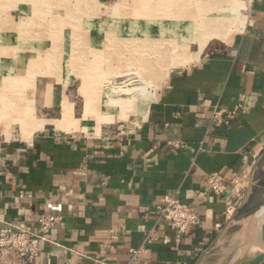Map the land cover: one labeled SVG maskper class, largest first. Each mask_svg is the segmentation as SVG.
Segmentation results:
<instances>
[{
  "label": "crops",
  "instance_id": "obj_1",
  "mask_svg": "<svg viewBox=\"0 0 264 264\" xmlns=\"http://www.w3.org/2000/svg\"><path fill=\"white\" fill-rule=\"evenodd\" d=\"M214 106L238 114L227 126L213 125ZM83 116L71 113L69 131L44 113L30 132L0 127V229L36 230L42 211L62 217L49 233L53 242L26 264H193L213 243L200 264L229 263L224 242H232L239 209L229 216L228 200L203 194V179L225 174L228 196L243 175L238 205L264 168V0H250L229 44L209 46L176 71L132 129L90 135ZM167 195L200 215L189 235L158 218L155 206ZM140 246L145 251L131 260ZM0 264L20 263L7 256Z\"/></svg>",
  "mask_w": 264,
  "mask_h": 264
},
{
  "label": "rangeland",
  "instance_id": "obj_2",
  "mask_svg": "<svg viewBox=\"0 0 264 264\" xmlns=\"http://www.w3.org/2000/svg\"><path fill=\"white\" fill-rule=\"evenodd\" d=\"M249 2L0 0L1 131L8 133L12 129L18 133L20 127L26 132L33 131L37 123L31 127V121L39 118L41 113L50 119H63L60 127L69 131L71 113L74 117H81L84 109L88 134L125 133L140 121L144 113L140 88L145 86L146 93L157 97L176 71L191 65L186 64L191 62L186 58L197 51L199 37L187 38L185 46L177 45L180 49L172 50L166 46L167 52L159 50L145 55L141 47L136 50L119 47L128 48L125 41L129 40L146 45L148 38H153V44L161 37L181 42L182 38L176 33L182 29V33L188 36L184 30L187 22L178 20L176 15L182 14V18L187 19L183 11L186 5L195 13L203 11L230 19L227 27L231 31L229 41L210 37L201 53L209 46L229 44L240 31ZM180 8L182 12H176ZM183 55L185 59H182ZM142 56L148 57L150 62L146 67L140 60L131 63L132 58ZM156 61L161 62L160 67ZM160 68L165 73L161 79L154 80L152 72L162 70ZM127 72L139 75L145 83L135 88L134 95H124L129 84L122 87L117 83L131 75ZM250 191L253 199L250 205L247 203V210L234 216L232 242H224L225 248L232 251L229 255L227 253V256L231 255L230 261L250 247H263L259 234L261 224L259 226L255 220H259V210L264 202V168L255 174Z\"/></svg>",
  "mask_w": 264,
  "mask_h": 264
},
{
  "label": "built area",
  "instance_id": "obj_3",
  "mask_svg": "<svg viewBox=\"0 0 264 264\" xmlns=\"http://www.w3.org/2000/svg\"><path fill=\"white\" fill-rule=\"evenodd\" d=\"M238 114V108H220L214 106L209 111L211 124L217 126H227ZM243 175H238L233 183V191L227 196L229 189V178L219 171L206 173L203 179V194L206 196H216L228 200V213H231L237 201L241 197V188L237 183L241 182ZM231 197V199H230ZM230 199V200H229ZM155 212L159 219H162L170 226L178 236L189 235L192 228L201 221L200 215L195 212L191 205L182 202L176 195H167L155 206ZM36 230H30L26 227L13 226L8 230L0 229V259L12 256L20 264H26L36 258L40 253V246L44 242H53L49 236L51 230L61 225L62 217L53 211H42L35 219ZM154 238L150 231L145 235V241L148 242ZM145 251L144 246L131 249V260H135Z\"/></svg>",
  "mask_w": 264,
  "mask_h": 264
},
{
  "label": "bare ground",
  "instance_id": "obj_4",
  "mask_svg": "<svg viewBox=\"0 0 264 264\" xmlns=\"http://www.w3.org/2000/svg\"><path fill=\"white\" fill-rule=\"evenodd\" d=\"M228 1H231V0H228ZM183 11L185 12V16L187 17V19L182 18V14L176 15L178 20H184V21L187 22V25L184 28V30L186 31L188 36H186L184 33H182V29H180V31L178 33H176V36H177V34H179V36L182 38L181 42L178 43V40H176V39H172L171 41H168V38H165V37H161V39H157V42L154 43V44H153V41H152L153 38H148L147 39L148 42L146 43V45L144 43H139L138 40H129V41H125V44H128V48H120L119 47V49H125V50L126 49H135L136 50L137 47H141L140 50L142 52H144L143 53L144 55L145 54H150V53L152 54V53L158 52L159 50L167 52L164 47L170 46L172 48V50L180 49V48H177L178 44L179 45L182 44L181 46L183 47V46H185V40L187 38H191L192 37V39H193V37L195 35H197V37H199V40H198L199 44L197 45V51L192 53L188 58H186V56H185L186 54L182 56V59L183 58L184 59L185 58L186 59H191V62L186 63V64H189V63L195 62L198 59V56H199V54L201 53V51L203 49L204 43L210 37H215V38H218V39L223 40V41H229V39H230L229 37H230V32L231 31L227 30V27H228V25L230 23V21H229L230 19L228 17H225V15H220V14H215V15L211 14V15H209V14H206L205 12H203V11L195 13V12H192L191 8H188V5L184 6ZM176 12L181 13L182 12L181 8L176 10ZM150 19L153 20V18H151V17H150ZM155 19L156 18H154V20ZM244 24H245V17L243 18L242 24H240L241 26H239V29H242ZM129 43H132V44H129ZM147 44H151V45L148 46ZM164 56L166 57V55H164ZM147 58L148 57H146V56H142V57H138V58L134 57V58L131 59L132 60L131 63H134L135 61L140 60L141 61V65L146 67V65H149V63H150ZM180 62H181V60H180ZM156 63H157L156 65L158 67H160L161 62L160 61H156ZM150 66H151V64H150ZM162 68H160V69H162ZM132 73L133 72H127L126 74H131V75H129V76L127 75V76H125L126 79H124L122 81L118 80V82H117V83H121L122 87H124L126 84L127 85L129 84V87L125 91L124 95H132V94L134 95L133 91L135 90V88H137L138 85L145 84L143 79H140L139 75H136V74L132 75ZM164 73H165L164 69H162L160 71L152 72L153 79L154 80L161 79L163 77ZM156 85H158V84H156ZM140 89L142 90L141 93H140V95L142 96L141 97L142 100L141 99L140 100L143 101L142 102V104H143L142 106L144 108L143 111H145L147 106H148V104H149V102L152 101V99H154V98L152 96H150L151 94L146 93L144 91L145 86H144V88H140ZM151 91H153V89H151ZM121 100H123V99H121ZM115 102L112 101L113 104ZM112 103H110L109 105H111ZM124 103H125V101H124ZM115 104H117V102ZM258 219H260L262 221L264 219V205L259 210Z\"/></svg>",
  "mask_w": 264,
  "mask_h": 264
},
{
  "label": "water",
  "instance_id": "obj_5",
  "mask_svg": "<svg viewBox=\"0 0 264 264\" xmlns=\"http://www.w3.org/2000/svg\"><path fill=\"white\" fill-rule=\"evenodd\" d=\"M252 184H253V181L251 179L247 183L246 193L244 194V196L242 197V199L238 203L237 207H235V208L240 209L242 206H244L246 204L247 197H248V191L250 190V187L252 186ZM260 235H261V240L263 243L262 248L250 247L249 249H247V251L244 254H242L241 256L231 260L227 264H262L264 262V219L261 222ZM213 244L210 245L207 249H205V251H203V253H201L199 255V257L195 260V262L193 264H200L202 259L211 251Z\"/></svg>",
  "mask_w": 264,
  "mask_h": 264
},
{
  "label": "trees",
  "instance_id": "obj_6",
  "mask_svg": "<svg viewBox=\"0 0 264 264\" xmlns=\"http://www.w3.org/2000/svg\"><path fill=\"white\" fill-rule=\"evenodd\" d=\"M248 203V202H247ZM247 203L244 205V206H242L239 210H238V213L240 212H242V211H246L247 209H246V206H247Z\"/></svg>",
  "mask_w": 264,
  "mask_h": 264
}]
</instances>
